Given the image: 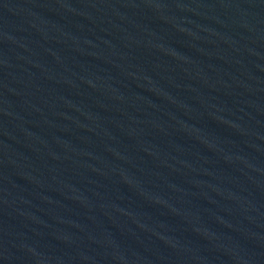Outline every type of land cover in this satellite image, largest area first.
<instances>
[{
    "label": "water",
    "instance_id": "95a60500",
    "mask_svg": "<svg viewBox=\"0 0 264 264\" xmlns=\"http://www.w3.org/2000/svg\"><path fill=\"white\" fill-rule=\"evenodd\" d=\"M0 264H264V0H0Z\"/></svg>",
    "mask_w": 264,
    "mask_h": 264
}]
</instances>
